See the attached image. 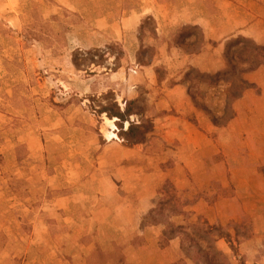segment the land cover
Returning a JSON list of instances; mask_svg holds the SVG:
<instances>
[{
	"label": "rangeland",
	"instance_id": "1",
	"mask_svg": "<svg viewBox=\"0 0 264 264\" xmlns=\"http://www.w3.org/2000/svg\"><path fill=\"white\" fill-rule=\"evenodd\" d=\"M138 1L0 0V264H137L157 256L156 245H169L146 230L155 223H164L166 237L180 241L177 253L196 264H245L238 245L254 229L264 243V165L256 170L249 162L251 141L244 132L250 121H232L236 100L216 120L227 122L217 126L212 117L220 116L223 100L209 93L206 109L197 108L213 126L227 128L207 133L201 151L179 149L181 143L162 132L174 125L165 119L172 111L164 86L136 78L138 63L169 62L156 54L164 43L172 49L171 69L189 71L172 39L180 27L175 18L190 1L145 0L159 20L151 17L120 33L123 7ZM222 2L227 13L264 5L202 0L190 10L212 14ZM101 13L107 20L96 23ZM110 26L116 37L109 36ZM191 74L192 91L204 105ZM130 83L138 84L136 93L129 92ZM223 91L228 93L227 85L214 92ZM134 94L160 133L128 146L117 118L96 111L113 99L122 110ZM130 122L139 123V117L130 116ZM197 159L205 161V173L177 165ZM223 169L224 186L216 180ZM254 191L258 196L250 199ZM245 208L258 212L251 216ZM219 240L227 254L217 247ZM167 253L169 259L175 255L172 248ZM259 255L264 260V245Z\"/></svg>",
	"mask_w": 264,
	"mask_h": 264
},
{
	"label": "crops",
	"instance_id": "2",
	"mask_svg": "<svg viewBox=\"0 0 264 264\" xmlns=\"http://www.w3.org/2000/svg\"><path fill=\"white\" fill-rule=\"evenodd\" d=\"M189 1L190 5H188L187 8L182 11V13L180 14V18V15L177 14V18H175V26L177 27L182 24L200 26L206 42L199 53L191 55L186 54L180 48L173 47V50L176 54H180L187 60L186 69H188L189 67H194L203 72H216L221 66L224 43L231 37L243 35L251 38L258 45H264V5L255 10L250 8L251 10L249 11V9L247 10L246 8H241V10L239 11L237 9V13H231L230 11L227 13V7H225L224 4L225 2H222L221 5H218L217 10H214L212 14L204 12L196 14L190 10L191 5H195L202 0ZM154 5L156 6V4ZM154 12L155 7H152V5L150 4H146L145 0H139L137 3H134L133 6H130L129 4L127 6H124L122 9L120 24L118 26L119 32L123 33L124 30L135 29L141 26L144 20L150 19L151 17L153 19H156V21L159 20V16L155 15ZM106 17L107 15L101 13V15L96 17L94 21L96 23H102L103 21L107 20ZM97 27L99 26L97 25ZM110 28L111 34H109V36L114 37L117 33L116 28L112 26H110ZM107 29L108 28L106 27L105 30ZM157 31H159V29H157ZM211 42H215L216 46H213ZM94 46V43L91 42L88 47L90 48ZM171 50L172 49L170 45L164 43L158 48L156 53L157 55L159 54L162 59L165 60L167 58L169 61H162V64H160V66H164L167 70V75L165 78L161 79L160 81L157 80L155 68L159 66H157L158 64L154 62L155 58L151 59L147 63H138L137 66L139 67L140 71L139 73L138 71L136 72V78L139 80L138 83L145 82V80L148 79V81L152 82L151 84H156L158 86L163 85L165 88L164 92L162 93L164 97L167 98V102L171 107L169 110L172 111V115L169 116V114H167L166 116L168 117H165V119H170L174 125L170 127L171 129L162 132L165 133V135H172L173 142H180L182 146L177 147L179 149L187 145V147H189V150L201 151L202 147L199 144L201 142H204L203 139L207 137V133L211 132V130L215 132L222 131L227 127L213 126L207 116V113L194 106L190 96L188 95L186 84L180 82L185 71L182 73L174 72V70L171 69V65H169L170 60L173 61ZM211 51L213 55L216 53L217 57H209ZM246 78L250 83L253 84V86L247 89L243 93V95L233 104L235 115L232 121H234L238 117H240L241 119H249L250 123L248 124V128L245 129L244 133L248 136L251 143L247 144L246 149L249 150L248 159L251 163V166L256 167L257 170V167L264 165V65L248 73ZM137 85L138 84L130 83L129 92L136 93V90L139 87H137ZM135 97H137L136 94L127 99L131 100ZM158 122L162 123V120H159ZM200 122L205 125V129L207 132L204 133L198 129L200 126H202L201 124H199ZM157 128L158 127L156 125L151 135L154 136L160 133ZM192 135L196 136L197 139L193 137V139L191 140H185L187 136ZM141 147L144 148V146L142 145ZM143 165H145V163H143ZM177 165L179 168H185V170L190 173H193L194 170H197L196 173H202L204 170L206 171L205 161H202L200 159L181 160V162L179 161ZM224 170L225 169H223L221 173H218V176L216 178V180L221 181L223 186L224 182H226L227 180V173ZM259 178L262 177H259V174H257V182H259ZM233 186L235 188V185ZM235 192L238 193L236 190ZM249 196L250 199H254L258 196V193L254 191V193L249 194ZM153 197L154 196L151 195L149 199H152ZM208 208V214L211 213L210 211L214 213V210H212L213 208ZM245 212L252 216L253 214L258 212V209L251 208L247 210V208H245ZM216 213L218 214L220 212L216 211ZM145 228L146 230L151 231V236H154L158 241L159 238H161V236L163 235L166 226L164 223H155L153 225L148 224ZM254 231L250 237H248L247 239H242L238 245L240 251L239 258L243 257V259L245 260V264L264 263V260L261 259V255H259L258 257L259 251L261 250V248H263L264 245L263 239L256 229H254ZM168 243L169 245H165L163 247H159L156 245L155 253L157 254V256L141 257L137 264H196L195 262H193V260L185 258L177 253V251L180 249L179 239H169ZM217 247L224 251V253H228V248L225 241L219 240L217 242ZM169 248H172V251L175 254L174 256L171 255L172 259L168 258L167 250ZM132 263L135 262L133 261Z\"/></svg>",
	"mask_w": 264,
	"mask_h": 264
},
{
	"label": "trees",
	"instance_id": "3",
	"mask_svg": "<svg viewBox=\"0 0 264 264\" xmlns=\"http://www.w3.org/2000/svg\"><path fill=\"white\" fill-rule=\"evenodd\" d=\"M172 41L174 47L182 49L189 55L199 53L206 42L201 27L190 24L180 25ZM211 43L216 45L215 42ZM221 60L220 68L214 73L203 72L197 68L191 67L180 80L181 83L186 84L188 95L196 108L206 109L205 104L210 100L209 93H212L211 95L214 96V98L223 100L222 107H219L220 110L218 115L220 116L216 118L212 117L213 123L217 126L227 122L224 121L222 122L223 124H218L216 120L226 116L228 111H232V103L239 99L247 89L253 86V84L247 80L246 76L248 73L264 65V45H258L251 38L243 35L231 37L224 43V51ZM155 72L157 74V80L159 81L167 75V70L163 66L156 67ZM160 72H162V77L159 76ZM191 73H194V77L198 78L197 82L201 85L202 94L205 96L204 105H199L196 95L192 91L193 86L191 81L195 79L191 77ZM224 85H227L228 93L226 95L225 91H223V94L214 92L215 89ZM142 100L141 97L127 100L125 107L121 110L117 102L113 99L109 101L107 105L101 106L96 111L98 114L105 113L110 119L117 118V123L121 128V134L124 136L123 138L126 139L128 146L144 144L148 135H150L154 129L151 119L145 115ZM132 115H137L139 117V123L130 122V116ZM234 115V113L231 114L232 117H234ZM231 116H228V118ZM127 121L130 122V124L129 127L124 130L123 126ZM169 231H171V229ZM167 232L168 228L166 227L163 232V238L168 242L174 235L166 237Z\"/></svg>",
	"mask_w": 264,
	"mask_h": 264
},
{
	"label": "bare ground",
	"instance_id": "4",
	"mask_svg": "<svg viewBox=\"0 0 264 264\" xmlns=\"http://www.w3.org/2000/svg\"><path fill=\"white\" fill-rule=\"evenodd\" d=\"M114 135H115V134H114L111 130H109V131L106 132V137H107V139H111V138H113Z\"/></svg>",
	"mask_w": 264,
	"mask_h": 264
}]
</instances>
